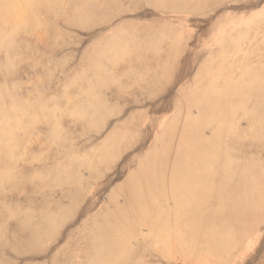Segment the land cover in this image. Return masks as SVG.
Instances as JSON below:
<instances>
[{
	"label": "bare ground",
	"instance_id": "bare-ground-1",
	"mask_svg": "<svg viewBox=\"0 0 264 264\" xmlns=\"http://www.w3.org/2000/svg\"><path fill=\"white\" fill-rule=\"evenodd\" d=\"M0 222V264H264V0H0Z\"/></svg>",
	"mask_w": 264,
	"mask_h": 264
},
{
	"label": "rangeland",
	"instance_id": "rangeland-1",
	"mask_svg": "<svg viewBox=\"0 0 264 264\" xmlns=\"http://www.w3.org/2000/svg\"><path fill=\"white\" fill-rule=\"evenodd\" d=\"M42 50H44V51H47V50H50V46L49 47H46V48H42ZM43 60V58H39V56H38V60ZM33 62H35V61H33V59H29L26 63H24V65L25 64H30L31 65V63H33ZM41 62V61H40ZM43 62H44V60H43ZM42 62L41 63H39V65L38 66H36V68H32L33 70H31V72H33V73H37V71H38V73H37V75L35 76V79L34 80H39L40 79V77L39 76H41L42 77ZM37 69V70H36ZM65 84V83H64ZM72 118L70 117V116H64V117H62V119H61V121H62V123H64V124H66L65 125V127L66 128H68V126H67V123H71V120ZM60 123H61V121L60 120H58ZM62 123H61V125H62ZM72 124V123H71ZM75 128V127H74ZM38 130H39V127L37 128V129H34V139H35V142H33V144H32V146L31 147H33L34 146V150H36L37 149V147H36V140L38 141V137H40V136H38ZM65 130V129H64ZM77 134H78V132L76 131L74 134H73V137H77ZM37 138V139H36ZM49 146V144H46L44 147H46L45 148V150H44V153H43V155H45V156H47V147ZM243 147H245V146H243ZM242 147V148H243ZM40 155H42V153H39ZM51 154H53V152L51 153ZM22 165H23V163H22ZM19 191H18V190ZM17 189H15L16 190V192H15V190H10V191H8L7 192V194H6V198H7V200H6V203L7 204H15L17 201H22L25 197H27L29 194H31V187L30 186H28V185H22L21 187H18ZM22 191V192H21ZM11 192V193H10ZM19 194V195H18ZM16 200V201H15ZM12 222L11 223H9L8 225H7V223H4V222H0V227L2 228V226L3 225H6V232H7V236H8V238L10 237H13V229H12ZM5 257H6V259H9V260H12V261H15V260H19V258H17L16 256H15V254L13 253V252H11L10 250H8V253L5 255ZM28 256L27 255H23L22 256V258H27ZM206 261H207V258H205L202 262H204V263H206Z\"/></svg>",
	"mask_w": 264,
	"mask_h": 264
}]
</instances>
